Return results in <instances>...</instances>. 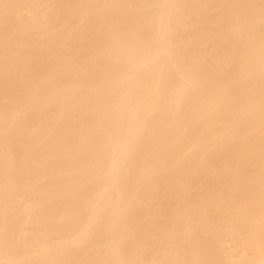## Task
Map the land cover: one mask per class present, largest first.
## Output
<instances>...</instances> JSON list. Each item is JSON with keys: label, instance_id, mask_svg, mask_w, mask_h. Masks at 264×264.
<instances>
[{"label": "bare ground", "instance_id": "bare-ground-1", "mask_svg": "<svg viewBox=\"0 0 264 264\" xmlns=\"http://www.w3.org/2000/svg\"><path fill=\"white\" fill-rule=\"evenodd\" d=\"M0 264H264V0H0Z\"/></svg>", "mask_w": 264, "mask_h": 264}]
</instances>
